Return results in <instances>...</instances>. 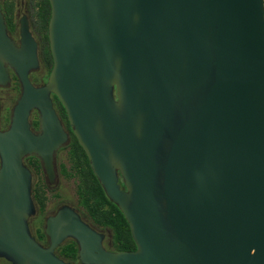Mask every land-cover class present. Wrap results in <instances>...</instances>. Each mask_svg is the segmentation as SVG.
<instances>
[{
    "label": "water",
    "instance_id": "obj_1",
    "mask_svg": "<svg viewBox=\"0 0 264 264\" xmlns=\"http://www.w3.org/2000/svg\"><path fill=\"white\" fill-rule=\"evenodd\" d=\"M53 67L28 81L0 9V83L23 85L0 129V258L72 264L54 246L73 237L84 264H264V8L262 0H50ZM32 60L33 52H32ZM65 109L136 248L109 251L71 207L49 218L50 246L30 234L36 154L48 175L67 135ZM39 110L41 132L28 113ZM118 171L125 189L118 183Z\"/></svg>",
    "mask_w": 264,
    "mask_h": 264
},
{
    "label": "flooded vegetation",
    "instance_id": "obj_2",
    "mask_svg": "<svg viewBox=\"0 0 264 264\" xmlns=\"http://www.w3.org/2000/svg\"><path fill=\"white\" fill-rule=\"evenodd\" d=\"M0 9L4 17L8 36L18 47L21 48L24 42L27 46V52L22 58L21 65L22 68L26 69L28 81L34 88L44 87L53 67V57L50 49L48 31L51 17L50 0H0ZM32 52L34 60H32ZM4 66L7 69L8 79L5 83H0V120L2 119L4 124V127H0L1 130L8 127L12 108L20 97L23 88L15 68L7 62L4 63ZM48 96L67 138L54 152L53 172L51 175H48L45 171L43 161L38 155L31 154L23 158V163L29 169L31 175V197L34 204V213L31 214L27 220L31 236L41 246H50L51 236L47 232L48 220L55 216L61 207L67 205L74 209L83 222L88 224L96 232L102 234V246L104 249L109 251H130L116 250L114 248V241L110 228L95 222L92 217L85 212L83 206L80 205L76 193L80 177L79 173L72 166V151L70 146L73 136H76L73 133L65 109L56 94L50 92ZM28 122L30 129L34 133L38 134L41 132L38 108L32 107L30 109L28 113ZM76 140L78 141L77 137ZM118 175V183L122 189H125L119 171ZM70 182L74 184L73 194L75 196V203H71L63 198V195H65L63 184ZM50 197L55 199V205L51 209L48 208V202L52 200H49ZM68 244H72L76 248L77 254L74 260H66L60 255L62 252H65L64 248ZM78 251L79 246L77 241L69 236L63 238L53 248L54 254L62 260L72 264H84L78 257Z\"/></svg>",
    "mask_w": 264,
    "mask_h": 264
},
{
    "label": "trees",
    "instance_id": "obj_3",
    "mask_svg": "<svg viewBox=\"0 0 264 264\" xmlns=\"http://www.w3.org/2000/svg\"><path fill=\"white\" fill-rule=\"evenodd\" d=\"M70 146L72 151V166L79 173L80 177L76 188L80 205L83 206L85 212L95 222L110 228L116 250H134L136 245L131 236L128 222L120 209L105 195L76 137L73 136ZM64 251L60 255L66 260L76 259V248L72 244H68L64 248Z\"/></svg>",
    "mask_w": 264,
    "mask_h": 264
},
{
    "label": "rangeland",
    "instance_id": "obj_4",
    "mask_svg": "<svg viewBox=\"0 0 264 264\" xmlns=\"http://www.w3.org/2000/svg\"><path fill=\"white\" fill-rule=\"evenodd\" d=\"M0 127H4L2 119L0 120ZM63 186H64L63 189L65 191V195H63V198L71 203H75V196L73 194L74 184L70 182V183L63 184ZM49 200H51V202H48V208L51 209L55 205V199L50 197ZM0 264H11V263L4 258H0Z\"/></svg>",
    "mask_w": 264,
    "mask_h": 264
},
{
    "label": "built area",
    "instance_id": "obj_5",
    "mask_svg": "<svg viewBox=\"0 0 264 264\" xmlns=\"http://www.w3.org/2000/svg\"><path fill=\"white\" fill-rule=\"evenodd\" d=\"M262 6H263V8H264V0H262Z\"/></svg>",
    "mask_w": 264,
    "mask_h": 264
}]
</instances>
